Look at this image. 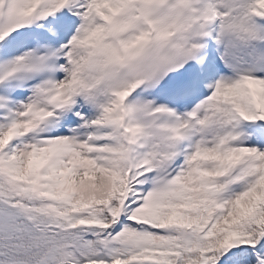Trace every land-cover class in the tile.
Instances as JSON below:
<instances>
[{"label":"snow or ice","instance_id":"snow-or-ice-1","mask_svg":"<svg viewBox=\"0 0 264 264\" xmlns=\"http://www.w3.org/2000/svg\"><path fill=\"white\" fill-rule=\"evenodd\" d=\"M0 264H264V0H0Z\"/></svg>","mask_w":264,"mask_h":264}]
</instances>
